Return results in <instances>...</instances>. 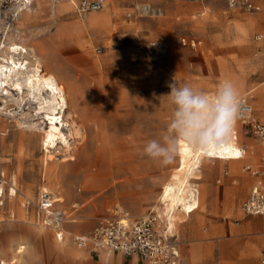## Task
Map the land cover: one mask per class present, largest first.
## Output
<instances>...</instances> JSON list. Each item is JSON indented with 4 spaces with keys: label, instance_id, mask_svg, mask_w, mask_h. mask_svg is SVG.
<instances>
[{
    "label": "rangeland",
    "instance_id": "obj_1",
    "mask_svg": "<svg viewBox=\"0 0 264 264\" xmlns=\"http://www.w3.org/2000/svg\"><path fill=\"white\" fill-rule=\"evenodd\" d=\"M41 1L46 4L45 9L32 21L19 15L4 42L11 40L35 47L46 70L69 86L72 102L76 95L80 105L91 108H109L122 102L124 105L109 117L121 136L141 140L142 149L148 141L159 140L167 130L172 106L165 95L170 93L168 85L174 77L178 86L187 83L207 93H215L218 85L229 78H237L240 91L256 87L245 97L253 107L250 118L264 123V0H255L261 5L257 11L231 7L227 0H106L108 20L98 28L73 24L102 11L79 15L71 0ZM53 1L66 10L51 14ZM35 3L33 0L32 8ZM62 26L73 28V32L61 38L58 29ZM100 73L104 85L109 87L107 93L98 79ZM21 126L13 117L0 115V177L4 191L0 205V250L9 237L20 238L28 230L42 229L36 212L43 185L63 199L58 205L69 219L63 222V228L83 234L116 207L133 216L158 210L154 206L162 179L177 165V153L173 162L164 166L142 156L139 163L144 161L147 167L139 170L141 179L136 183L137 175L129 168L133 154H127L134 151L132 142L128 148L120 145L114 149H91L92 145L87 144L84 149H72L73 158L60 161L49 176L40 134L26 130L25 139L19 141ZM247 129L240 121L237 130L241 146L246 149L244 157L204 158L194 170L191 182L198 190V207L187 217L191 228H175L180 240V263L192 245L199 254L193 264H238L235 244L264 233V226L255 222L244 234L228 228L246 218L264 221V215H244L241 209L252 186L259 182L264 186V142ZM139 133L142 136L138 137ZM247 165L259 173L253 175L245 169ZM225 171L236 184L243 182L241 176L253 180L241 202L231 205V211L221 213L210 207L213 202L216 207L225 205ZM125 179L128 180L122 182ZM14 180L17 195L11 198L8 187ZM91 184L97 186L95 196H89L87 191ZM12 207L15 216H10ZM43 230L48 238L36 241L37 257L32 264H101L98 257L86 251L78 260L58 257L48 240L55 232L51 228ZM71 242L68 244L73 246ZM110 264H118L115 255Z\"/></svg>",
    "mask_w": 264,
    "mask_h": 264
},
{
    "label": "bare ground",
    "instance_id": "obj_2",
    "mask_svg": "<svg viewBox=\"0 0 264 264\" xmlns=\"http://www.w3.org/2000/svg\"><path fill=\"white\" fill-rule=\"evenodd\" d=\"M108 4L105 2L102 9L95 11H102V13L93 14L81 22H75L73 25L80 28H98L108 20ZM45 7L46 4L43 1L36 0L35 6L33 8L30 6L21 11L20 16H23L24 20L32 21ZM64 9L66 10V7L57 6L53 1L50 11L51 14H55ZM58 30L61 38L73 32V28H66L65 26L59 27ZM98 79L103 91L107 93L109 87L104 85L103 73H100ZM229 80L235 82L239 87L237 78H229ZM68 88L69 86L61 82L55 74L46 70L35 47H28L23 43L11 40L5 43L0 39V115L13 117L18 125H22L21 129L23 131L18 135L19 141L25 139L26 134L24 132L26 130L36 131L40 134V143L44 149V163L48 175L54 174L55 169L60 165V161L67 159V157L73 158L72 149H84L87 144L92 145L91 149H114L120 145H126L128 148L129 143L132 142L134 151L127 153L133 154L131 157L133 161L129 168L137 175L134 177L135 182H139L141 179V176H138L139 170L142 167H147L144 161L142 164L139 163V161H142L141 140L134 139L132 141L121 136L118 133L119 129L113 125V118L109 117V114L112 115L117 107H122L124 104L122 105V102L117 101V104L109 108L107 106L100 108L86 107L80 105L78 95L72 102ZM255 88L251 87L248 91H240L241 102L236 123L230 137L218 146L204 150L196 149L184 141H178L177 165L174 171L162 179L161 191L157 199L158 203L154 206H158L160 214L169 219L171 227L191 228L186 220L189 214L198 207V190L191 179L194 177V170L200 166L204 158L228 160L244 157L246 149L241 146L240 132H238L237 126L240 121L241 123L245 122L244 116L251 117L252 115L253 107L247 102L245 96ZM208 94L211 96L215 93ZM244 100L251 107L250 113L244 114L242 112ZM8 102L14 104V107L8 106ZM139 136L142 135L139 133ZM0 159H2V156H0ZM138 164H140V168L137 167ZM247 166H245V169ZM127 180L125 179L122 182ZM0 181L3 190L2 177H0ZM122 182L119 183L122 184ZM10 184L8 195L12 198L17 195L16 181L14 180V183ZM96 187V185L91 184L87 190L89 196H95ZM42 189L51 194L56 206L61 207L58 203L62 202L63 199L58 193L51 191L45 185L42 186ZM10 216H15L14 207L10 209ZM66 219L69 220L67 216ZM19 220L22 221L23 218ZM71 221L75 222L76 220ZM40 228L42 229L33 232L26 230L27 234L24 237H9L4 248L0 250V264H28L32 259H35L37 257L35 253L36 241L48 238L43 229L49 228L42 224H40ZM63 230L65 234L63 238L53 230L55 233L52 240L48 239L51 248L57 253H63L62 255L65 257L81 258L82 250L73 244V246L68 244L69 240L71 241L69 235L75 233H71L68 229L63 228ZM196 254V246L191 245L186 258L179 264H193ZM110 258L111 254L105 252L100 254L102 264H110Z\"/></svg>",
    "mask_w": 264,
    "mask_h": 264
},
{
    "label": "built area",
    "instance_id": "obj_3",
    "mask_svg": "<svg viewBox=\"0 0 264 264\" xmlns=\"http://www.w3.org/2000/svg\"><path fill=\"white\" fill-rule=\"evenodd\" d=\"M74 10L79 15L103 8L106 0H71ZM231 7L246 11L260 10L261 5L255 0H227ZM33 0H0V39L7 40L13 25L20 12L26 10ZM147 10L150 7L146 6ZM257 38H260L258 36ZM100 52V48L96 49ZM251 107L244 100V114L250 113ZM244 123L259 140L264 142V123L244 116ZM0 134L2 130L0 129ZM264 158L261 159L264 163ZM251 171V167L247 166ZM257 175L258 169L252 170ZM1 182V181H0ZM1 185V183H0ZM196 191V189H195ZM3 194L0 186V197ZM241 209L244 215H264V187L258 183L249 191L242 202ZM36 216L38 223L51 228L62 238L65 237L63 222L66 212L62 207L55 205L51 194L42 189L38 196ZM72 243L81 249L97 253L99 251L121 252L126 255L136 254L145 264H179V239L169 219L161 215L157 209H150L144 214L133 216L128 211L116 207L112 214L99 217L90 231L83 234H70ZM259 264H264V251Z\"/></svg>",
    "mask_w": 264,
    "mask_h": 264
},
{
    "label": "clouds",
    "instance_id": "obj_4",
    "mask_svg": "<svg viewBox=\"0 0 264 264\" xmlns=\"http://www.w3.org/2000/svg\"><path fill=\"white\" fill-rule=\"evenodd\" d=\"M165 95L172 106L166 132L159 140L148 141L141 155L161 166L173 162L178 141L196 149L209 150L230 137L236 123L241 95L239 87L229 79L222 81L214 95H209L185 83L178 86L176 79Z\"/></svg>",
    "mask_w": 264,
    "mask_h": 264
},
{
    "label": "crops",
    "instance_id": "obj_5",
    "mask_svg": "<svg viewBox=\"0 0 264 264\" xmlns=\"http://www.w3.org/2000/svg\"><path fill=\"white\" fill-rule=\"evenodd\" d=\"M223 174L225 178V185L223 186V189H224L223 200L225 201V205L221 207H216L215 205H213L214 203L213 202L210 208L213 211H219L221 213L222 212L226 213V212L231 211V208H230L231 205H238L241 202L242 198L246 195L250 182H252L253 179L251 177L241 176V179H243V182L240 184H236L233 181V176L229 174L228 171H225ZM230 195H233V197L230 198ZM1 197H0V205L3 203V200L1 199ZM27 202L30 203L31 201H27ZM254 222L264 226V221L262 222L259 219L246 218L242 220V222H237L233 226H228V228L230 230H233L234 232H238L239 234H244V232ZM175 231L178 235V232L176 229ZM77 234H81V233L77 232ZM178 239H179V235H178ZM248 240L249 241L242 240L241 242L235 244L234 250H235V253H238V256L236 257V261L238 264H259L260 256L262 252L264 251V233L256 234L253 237L249 238ZM179 246H180V240H179ZM78 249L82 251H86L91 256L98 257L97 259L99 261H100V254L102 252H105L107 254H111V256L115 255L118 261V264H145L144 261L136 254L126 255V254H123L121 252H116V251H112V252L99 251L97 253H93L86 249H81V248H78ZM179 251H180V247H179ZM55 253L56 255H58V257L63 256L62 255L63 253L61 252L60 253L55 252ZM78 259L80 258L74 257V260H78ZM33 260L34 259H32L28 264H32ZM179 263H180V256H179Z\"/></svg>",
    "mask_w": 264,
    "mask_h": 264
}]
</instances>
